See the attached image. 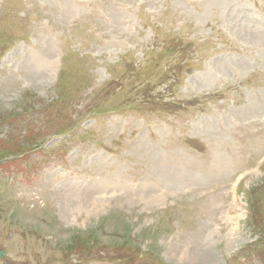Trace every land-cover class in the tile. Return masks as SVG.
Listing matches in <instances>:
<instances>
[{
    "label": "rangeland",
    "instance_id": "obj_1",
    "mask_svg": "<svg viewBox=\"0 0 264 264\" xmlns=\"http://www.w3.org/2000/svg\"><path fill=\"white\" fill-rule=\"evenodd\" d=\"M262 24L0 0V264H264Z\"/></svg>",
    "mask_w": 264,
    "mask_h": 264
},
{
    "label": "water",
    "instance_id": "obj_2",
    "mask_svg": "<svg viewBox=\"0 0 264 264\" xmlns=\"http://www.w3.org/2000/svg\"><path fill=\"white\" fill-rule=\"evenodd\" d=\"M6 256V254L5 253H3V252H0V258H4Z\"/></svg>",
    "mask_w": 264,
    "mask_h": 264
}]
</instances>
